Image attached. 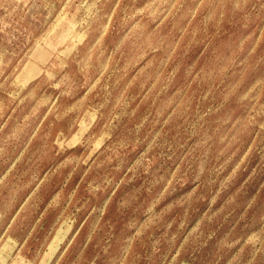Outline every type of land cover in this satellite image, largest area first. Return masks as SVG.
<instances>
[{
    "label": "rangeland",
    "instance_id": "rangeland-1",
    "mask_svg": "<svg viewBox=\"0 0 264 264\" xmlns=\"http://www.w3.org/2000/svg\"><path fill=\"white\" fill-rule=\"evenodd\" d=\"M0 264H264V0H0Z\"/></svg>",
    "mask_w": 264,
    "mask_h": 264
}]
</instances>
